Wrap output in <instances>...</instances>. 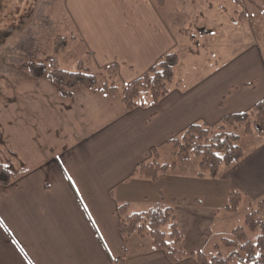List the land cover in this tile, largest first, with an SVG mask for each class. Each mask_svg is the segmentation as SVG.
<instances>
[{"label": "crops", "instance_id": "crops-1", "mask_svg": "<svg viewBox=\"0 0 264 264\" xmlns=\"http://www.w3.org/2000/svg\"><path fill=\"white\" fill-rule=\"evenodd\" d=\"M65 2L77 15L80 42L94 66L103 70L116 64L120 86L146 73L166 53H176L179 62L167 94L156 104L127 110L117 93L104 96L81 88V96L65 112L85 116V129H76L74 139L45 163L0 187V264H115L116 259L124 264H196L194 249H183L184 257L173 263L153 247L152 239L122 237L116 210L123 204L129 213L151 208L141 187L148 180L135 169L152 160V149L157 159V148L190 124L216 125L223 116L248 111L264 98L259 51L252 52L254 77L236 62L211 74L201 64L176 76L178 40L188 34L166 19L164 0ZM185 48L191 51L189 45ZM77 90L69 99H76ZM248 135L255 137L250 149L225 166L222 176L255 210L264 200V132ZM173 200L164 203L173 208L180 234L200 237L210 214H198L185 199ZM257 215L264 222V208Z\"/></svg>", "mask_w": 264, "mask_h": 264}, {"label": "rangeland", "instance_id": "rangeland-1", "mask_svg": "<svg viewBox=\"0 0 264 264\" xmlns=\"http://www.w3.org/2000/svg\"><path fill=\"white\" fill-rule=\"evenodd\" d=\"M162 10L166 19L188 34L186 39L181 36L178 40L181 63L176 76L183 77L201 64L203 72L211 74L236 62L248 76L254 77L255 73L250 72L255 70L252 56L257 51L264 64V0H164ZM76 16L65 0H0V163L12 164L16 175L58 154L74 139L75 130L86 126L85 116L65 112L81 96V88H77L76 99H62L47 79L31 78L22 65L29 62L49 65L53 61L66 71H76L82 66L97 79L93 88H83L88 93L98 90L107 80L103 70L94 66L86 45L80 42ZM191 35L195 40L190 39ZM57 36L67 38L66 47L58 51L54 49ZM115 82L120 97L123 85ZM150 103L149 93L143 92L138 106ZM236 133L241 138L240 147L248 151L255 137L243 135L242 127ZM157 151L156 160L160 164L175 160L171 143ZM199 161L191 155L185 162H176L157 181L144 178L148 182L141 187L151 203L149 208L159 202L185 199L195 206L198 214L205 217L210 214L201 236L184 231L180 247L194 249L195 253L201 251L208 258L218 251L226 256L231 249L223 247L221 240L233 238L236 227L245 228L247 215L253 210L241 193L237 210L229 212L226 206L233 189L232 182L222 176L226 167L221 165L217 176L210 177L208 171L200 168ZM162 230L169 241L170 226ZM144 237L151 239L148 235ZM253 237L249 233V239Z\"/></svg>", "mask_w": 264, "mask_h": 264}, {"label": "trees", "instance_id": "trees-1", "mask_svg": "<svg viewBox=\"0 0 264 264\" xmlns=\"http://www.w3.org/2000/svg\"><path fill=\"white\" fill-rule=\"evenodd\" d=\"M66 45L67 38L60 36L55 38L56 51L65 48ZM178 62L176 53H166L146 73L124 85L120 91V101L124 107L127 110L136 108L143 92L149 93L152 104L158 103L168 92L167 84L173 79L174 68ZM22 66L27 69L31 78L47 79L62 99L71 98L77 88H93L97 83L96 77L82 66L76 71L61 69L53 61L49 65L29 62ZM103 72L107 80L101 83L98 92L104 96L116 95L117 65L105 66ZM239 127H242L243 135L264 132V98L256 102L248 111L223 116L216 125L190 124L180 137L168 141L175 149L174 161L170 164H160L156 160L155 149H152L154 155L152 160L138 164L135 172L156 181L160 175L173 168L176 162H185L193 155L200 159V168L208 171L210 177H215L221 165L229 166L242 157V149L238 143L240 135L236 133ZM22 173L24 171L20 174ZM17 176L12 164L0 163V187H9ZM241 197L239 192L232 191L226 209L235 212ZM263 208L264 200L258 201L256 209L247 215L245 228L236 227L233 230V238L221 240L223 247L231 249L226 256L218 251L208 258L199 251L192 254L196 264H230L233 261L239 264H264V222L257 215ZM116 211L119 215L118 229L122 237L148 235L152 239L153 247L164 251L171 262L177 263L184 257L185 253L180 247L182 235L177 228L174 211L170 205L159 202L146 211L129 213L127 204H123ZM167 225L170 226L168 236L172 245L168 243L162 230ZM249 233L254 234L253 239H249ZM215 248L218 249L219 246L216 245ZM115 264H124V260L116 259Z\"/></svg>", "mask_w": 264, "mask_h": 264}]
</instances>
